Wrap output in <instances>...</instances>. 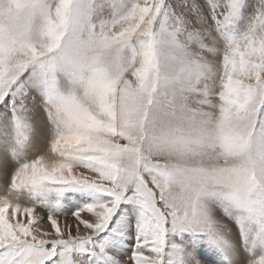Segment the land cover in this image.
Returning <instances> with one entry per match:
<instances>
[{
  "label": "snow or ice",
  "instance_id": "obj_1",
  "mask_svg": "<svg viewBox=\"0 0 264 264\" xmlns=\"http://www.w3.org/2000/svg\"><path fill=\"white\" fill-rule=\"evenodd\" d=\"M0 264H264V0H0Z\"/></svg>",
  "mask_w": 264,
  "mask_h": 264
},
{
  "label": "rangeland",
  "instance_id": "obj_2",
  "mask_svg": "<svg viewBox=\"0 0 264 264\" xmlns=\"http://www.w3.org/2000/svg\"><path fill=\"white\" fill-rule=\"evenodd\" d=\"M25 206H29V205H25ZM37 213L39 215L45 216L47 215V210L42 208V207H37ZM61 219H63V217H61Z\"/></svg>",
  "mask_w": 264,
  "mask_h": 264
}]
</instances>
